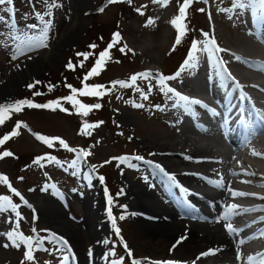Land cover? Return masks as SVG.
<instances>
[{"label":"rangeland","instance_id":"obj_1","mask_svg":"<svg viewBox=\"0 0 264 264\" xmlns=\"http://www.w3.org/2000/svg\"><path fill=\"white\" fill-rule=\"evenodd\" d=\"M56 2L61 7L53 8L51 16L47 15L48 9L44 0H13L11 6H0V18H2L0 19V104H12L25 99L41 105L60 101V107H25L18 113L12 112L9 114L10 118L0 125L1 139L15 129L17 122H22V126L17 129L19 134L0 145V154L4 151L13 153L11 157L0 159V175L7 176L11 185L32 207L29 208L15 197L6 185L0 184V195L11 196L13 202L18 205L17 211L23 217L18 221V230L21 233L35 239L46 235L42 230L53 231L61 237L64 236L71 251H66L63 246H60V250H56L51 243L44 241V246L48 244L47 249L44 250L41 246L34 252L35 261H24L23 245L19 249L11 246L3 247L4 244L9 243L5 233L17 227V217L15 213L9 211L0 213V264H21L22 261L24 264H94L97 261L98 264H113V261L132 264L134 259L141 261V264L165 260L178 261L177 264L217 263L214 255L206 257L199 252L197 259L192 263L187 261L192 259V255L178 259L175 254L178 252L182 255L184 248L188 247V242L183 244L175 240L166 252L165 246L169 242H164L159 245L160 248H157L162 253L150 249L154 247L153 241L145 231L156 227L152 221L156 217L148 216L150 211L146 210L139 220L133 205L138 201L144 207L151 204L153 209L154 206L159 207L163 201H166L157 183L147 178L148 173L154 169L146 163L151 161V158L159 159L155 156L154 150L150 149L153 147V137H159L161 143H170L173 138L170 133H173L174 126L171 119L181 118V113L178 111L184 112L179 109V105H183V102L176 101L171 93L166 95L162 92L156 79L137 80L135 86L126 88L119 85L113 87V82H130L131 76L150 71H153L151 73L154 76L157 73L164 76L174 75L188 56L192 42L205 39L203 33H208L210 37L214 36L219 47L222 44L226 49L236 48L235 43L242 33L251 32L244 18L251 9L239 15L231 14L230 19V13L222 9L232 7V0H193L186 10L187 17L183 20L188 30L177 45L175 41L178 33L170 21L179 15V8L184 0H169L167 6H162L154 0H132L131 4L127 0L117 3H109V0H56ZM199 9L204 11L201 12ZM140 12H143V15ZM37 13L42 14L43 19ZM74 16L78 18L77 22L68 32L66 30ZM149 19L154 23L148 24ZM83 20L89 21V24L84 30H79V22ZM45 21L51 24L48 32V47L28 53L31 59H28L27 55H22L13 60L9 34L25 31L26 26L29 25H37L38 29H43ZM251 24L253 25V19ZM117 32L121 39L110 50V58L106 60L98 75L85 80L99 54L108 49L113 34ZM36 34L39 35V31ZM258 44L264 47V41L258 40ZM90 45H96L95 49L90 48ZM125 45L126 54L119 50ZM174 45L175 50H173ZM128 49L132 51H127ZM43 50L50 51L44 59L40 57V52ZM78 53H92V55L85 60L83 56H78ZM196 55L198 63L195 68L182 71L176 80L166 83L180 94L188 95L186 91H196L189 96L193 98L200 96L206 100L209 94L195 90L193 87L195 83L203 85L207 82L209 73L205 72L206 67L210 66L214 69L219 67L214 65L215 58L209 60L206 53L197 52ZM218 55L224 61L223 67L227 69L231 68V64L238 63L242 66V63L234 57L225 59L220 53ZM81 61H83L82 67ZM69 62L74 66V70L66 67ZM258 67L261 68L260 65L255 66L256 71L261 70ZM220 77L217 76L218 83H221V79L218 80ZM37 81L40 83H36ZM225 82L221 84L230 86L229 91L232 90V95L243 93L244 89L237 81L231 83L227 79ZM30 84H35V87L30 89L28 87ZM85 84L104 86L101 89L104 94L100 97L77 96V99L87 106L101 105L99 109L92 108L87 116L78 114L71 103L62 99L72 94L67 85L80 90ZM137 87L140 91H137ZM149 87L152 91L148 94V99H142L141 91L147 93ZM36 92L41 94L34 95ZM259 93L254 91L257 101L250 100L251 103L264 104V93ZM135 104H141L143 107L137 108ZM61 108L67 111H61ZM178 118L176 121L179 120ZM123 120L126 121L123 123ZM85 122L98 123L99 126L85 130L82 127ZM37 135L63 139L70 148L77 151H67L59 145L58 139L50 148L43 141L38 140ZM81 150L89 152L90 155L81 156L73 167L72 161L77 159V154ZM137 156L143 157V160L134 159ZM44 157L52 159H40L39 164L34 162L37 158ZM123 157H127L128 162L135 167H128L127 164L120 163L119 159H114ZM252 160L263 164V161L257 157H253ZM160 162L163 161L159 159L157 164H161ZM166 168L163 167L164 172L173 170ZM19 177H23V180L18 179ZM100 177H104V180L101 181ZM185 184H189L188 181ZM121 190L124 194L118 196ZM142 192L149 194L142 195ZM109 196L113 199L112 215L121 230L119 236L116 235L108 215ZM250 202L256 203L254 200ZM254 212L250 210L243 218L256 219L264 214V210L255 214ZM158 214H161L160 211ZM34 215L36 219H33ZM121 215L125 217L123 220L120 219ZM239 218L241 216L233 217L232 225H237L236 221ZM51 222H58L61 224V229H68L69 232L76 227L77 231H71L74 240L65 238V235L59 231L51 230ZM255 224H251L252 227L249 225L246 230L249 229L248 232L252 235L258 231L264 233V223ZM261 236L254 241L252 236L250 241L264 247V235ZM230 243L231 251L225 255V259L226 262L233 263L238 253L244 255L240 249L246 242L231 241ZM125 244L132 256L128 255ZM258 254V252L253 253L256 257ZM65 255L69 257L67 261L63 260ZM259 260L260 258L257 259L258 262Z\"/></svg>","mask_w":264,"mask_h":264},{"label":"bare ground","instance_id":"obj_2","mask_svg":"<svg viewBox=\"0 0 264 264\" xmlns=\"http://www.w3.org/2000/svg\"><path fill=\"white\" fill-rule=\"evenodd\" d=\"M246 18L250 20L258 19L252 10H249V14ZM77 19L78 18L75 16L72 18L68 26V30L66 31L69 32V30H71V28L74 26V23L77 22ZM88 22L89 21L86 20H83L81 23L79 22V26H80L79 30L82 29L84 30L85 27H87V25L89 24ZM259 38L264 40V25L257 34L250 33L248 31L242 33L241 37L238 38V42L235 43V46H237L236 48H232V49L228 48L229 49V50L227 49L228 51L220 53L222 57L225 59L227 57L229 58L234 57L236 59L237 57H239L237 61L242 63V66H239L240 64L238 63H236L235 65L231 64V68L230 67L229 69L226 68L227 72L223 71L221 67H219L218 69L211 68L210 66H208V68L206 67L205 72L209 73L207 75V78L205 77L207 79L206 80L207 84L205 83L203 85H200L195 83V86L193 88L195 90H201L202 93L209 94V97L206 98L205 101L207 103H205L204 100L199 96V98L195 99L201 102L198 105L201 106V105H209L213 103H220V100H222L223 98H227L228 96H231L232 90L231 92L229 91L230 86L227 87L226 85L221 84L222 82H225L227 79L231 83L232 82L236 83L237 81L239 86H241L244 89L243 93L239 92L237 97H240L245 102H249V100H252L253 102L255 97H257L256 94L254 95V91L255 93L256 92L258 93L260 92L261 94L264 93V74H262L264 72L256 71L255 68V66L260 65L261 69L264 71V47L258 44ZM221 48L226 49L225 45L222 44H221ZM46 52H47L46 50L40 52L41 54L40 57L42 59H44L50 53V51L47 53ZM214 65L216 66V63ZM227 65L226 67L229 66ZM201 70L200 72H202ZM228 73L231 74V77H229ZM217 76L219 77L221 76L220 78H218V80L221 79V83H218L216 81ZM210 78L213 79L209 80ZM194 92L196 91L190 90V91H186L188 95L187 94L186 95L181 94V95L191 98L189 94H193ZM198 92L200 91H197V93ZM255 101L257 100L255 99ZM259 105H261L260 106L261 111L259 113V116H255V118L257 119L260 117L259 119L261 122V131H260L261 136L255 139L253 143H250L249 141H248L249 143L247 141L246 142L234 141L232 143V147H233L232 150L221 144L212 145V141H211L212 138L210 136L191 132L190 129L184 126H180L178 130H174L173 128H175V125L177 123L180 124V119L178 117H174L175 119L174 118L171 119L172 122L174 123V126L172 127L173 133H170L173 138L169 141L170 142L169 144L164 142L161 143L160 142L161 139L159 137H153L152 135V137L154 138L152 139L153 147L150 149L154 150L155 156H158V158L163 161L162 163L160 162L163 165L161 166L162 168L167 167L173 169L170 171H166V173H169V175H174L176 177L175 183H173L168 179V177L164 174V172H161L159 169L154 167V165L157 164V162H159V159L151 158V161H149L151 163L148 162L146 163L147 166H151V169L152 167L154 169L152 170L151 173L147 175V178L149 179V181L154 180L159 185L160 189H162L163 194L166 198V201H163L161 203L162 205L159 203L160 204L159 207L153 205L154 206L153 209L151 204H149L148 207H144V205H142L138 201H136L133 205V208L135 209L134 211H136V215L138 216L139 220H141L140 218L142 214L144 215V212L146 210L150 211V215L148 216L156 217L155 220L152 219L156 227L150 228L145 231L148 234V236L152 238L153 241L152 245L154 246L153 248L150 247L152 251L162 253V251L158 250L157 248L159 247V245L163 244L164 242H169L168 245L165 246L164 251L166 252V250L172 247L171 243H173V241L175 240L176 241L178 240L183 244L185 242H188L189 244L187 248H184V253H182V255L178 252L175 255H177L176 257L178 259H184L183 257L192 255V259L187 260L189 263H192L194 259H197L196 257H198L197 255L198 252L205 253L208 252L209 249L217 250L216 254H214L217 263L214 264H220V263L238 264L240 262V259L237 258L234 259L233 263L226 262L225 255H227L231 251L230 242L231 241L236 242L237 238L235 237V234L233 235L228 234L226 228L224 227V222L222 221L221 218L226 208L230 205H237L235 211L236 212L238 211V214H244L250 212V210L252 211L254 210L256 213L264 210V199L260 198V197H264V186H262L264 185V104L263 102H261V104ZM210 112H212V106H210ZM176 118H178L179 120L176 121ZM224 119L226 125H230V123L232 122V120L229 119L228 117H225ZM125 121L126 120H123L122 122L124 123ZM192 129L194 128L192 127ZM246 143L248 145H245ZM159 151H164L165 153L162 152L159 153ZM253 152H255L256 155H253ZM208 154H211L207 158V160L209 161V168H210L209 170L210 177L208 178V183L212 187L213 191L205 195V197L203 198L195 197L193 198V200H191L192 196H188L185 192L184 197L188 196L187 199L184 201H180L182 199V194L184 192L183 189H181L183 188V186L181 185H184L186 181L194 178L192 177L194 175V173L192 172L195 171L194 168L203 167L204 163L206 162L203 161V156H206ZM188 157H190L191 159H188ZM253 157H257L258 159L263 161V164H260L259 161L252 160ZM172 158L176 160H170ZM233 173H235L237 177L236 179L230 177L231 175H234ZM245 177L252 178V180H247ZM232 192L248 193L254 195L234 196L232 195ZM144 194L148 195L149 193L142 192V195ZM139 196H141L140 193ZM247 199H249L250 201L254 200L256 202L255 205H252L250 201L249 202L247 201ZM194 201H199V205L194 206L195 204ZM169 205H171V209L173 210L172 212L168 211ZM159 211L161 214H158ZM262 218H264V214L261 215L260 218L256 217V219L253 221L252 224L255 223L259 224L260 222L264 223V219ZM176 219H178L179 221L177 222ZM247 223L248 222L244 223L240 227L241 228L240 230H242L243 233H245L246 228L249 226V225L247 226ZM50 229L55 230L57 232L59 231V233L61 232L63 235H65V238L67 237L70 240H74L71 231L72 232L75 231L76 227H73L72 230L69 232L68 229L67 230L61 229V224H59L58 222L56 223L51 222ZM203 247L204 249H201ZM256 247L257 245L248 248L245 251V254L248 257L251 256L252 251L255 250ZM177 263L179 262L177 261ZM94 264H98V261L95 262Z\"/></svg>","mask_w":264,"mask_h":264},{"label":"snow or ice","instance_id":"obj_3","mask_svg":"<svg viewBox=\"0 0 264 264\" xmlns=\"http://www.w3.org/2000/svg\"><path fill=\"white\" fill-rule=\"evenodd\" d=\"M44 2H45L47 9H48L47 15H49V16L52 15L51 10L53 8L61 7V5L56 2V0H51V2H49V0H44ZM117 2H124V0H109V3H117ZM127 2L129 4H131L132 0H127ZM154 2L159 3L162 6H167V3L169 2V0H154ZM192 2H193V0H184V3L179 8V15L170 21V23L176 28L177 33H178L177 39L175 41V44H177V45L181 42V38L186 34V32L188 30L187 25L183 23V20L186 19V17H187V11L186 10L189 8V6L192 4ZM3 5L11 6V5H13V0H0V6H3ZM249 9H251L253 11V13L256 15V17L258 18L259 21L264 22V0H232V7L227 8V9H222V11H224L226 13H230L229 18L231 19L232 18L231 14L239 15L243 11L249 10ZM100 11H103V9H100ZM137 11H140V10L137 9ZM199 11L203 12L204 9H199ZM140 14L143 15V12H140ZM37 15L40 16L41 19H43L42 14L37 13ZM0 19H2V18H0ZM152 23H154V21L149 19L148 24H152ZM50 27H51L50 22L45 21V26L43 29H38L37 25H29V26H26L25 31L16 32L14 34L10 33L9 39L12 42L10 46L13 48L11 58L13 60H16L22 55H27V58L31 59L32 57L30 55H28V53L38 51L41 48L48 47V39H49L48 32H49ZM37 31H39V35L36 34ZM203 36L205 38L204 40L199 41V42L198 41L192 42L188 56L186 57L184 63L181 65V68L174 75L164 76L162 74L157 73L154 76L150 72L138 73V74H135V75L130 77V82H128V81L113 82V87H115L116 85H119L122 88H126V87H130V86H135L137 83V80L156 79L158 81L160 90L162 92H164L166 95L171 93L172 97H175L176 101L183 102V105H184L186 110L188 108H190L192 105L200 104L201 102L199 100L190 99L187 96L181 95L173 87H169L166 82L176 80L180 76L181 72L186 70V69L195 68L197 66V63H198V57L196 55L197 52L206 53L209 60H212L213 58H215L216 65L218 67H221L223 71L227 72V69L223 67L224 61L220 58V56L218 54L221 52H226L228 50L219 47L214 36L210 37L208 33H203ZM120 39H121V37H120V34L118 32L113 34V40L111 43H109L108 49H106L105 51H103L99 54L95 65L89 71V73L85 77V80H87L91 76H95V75L99 74V72L102 70V67L105 64L106 60L110 58V50L115 46L116 43H118L120 41ZM5 44L7 46V41H5ZM201 45H202V47H201ZM89 47L92 49H95L96 45H90ZM126 48H127V46L125 45V46L121 47L119 50L121 53H125ZM173 50H175V45L173 47ZM127 51H132V50L128 49ZM77 55L83 56L84 59L86 60L89 57V55H92V53H78ZM237 59H239V57H237ZM117 62H119V61H117ZM80 66L81 67L83 66V61H81ZM66 67L74 70V66L72 65L71 62H69V64H67ZM228 75H229V77H231L230 73H228ZM36 83H40V82L37 81ZM28 87L31 89L32 87H35V84H30ZM67 87H69L71 89L72 94L65 97V98H62V99L71 103L73 105V107H75L77 109L78 114H81L83 116H87L88 113L92 110V108L99 109L101 107L100 104L87 106V105L81 103L80 100L77 99V96L100 97L104 94V92L101 91V89L104 88L103 85L89 86V85L85 84V86L80 90H77L76 88L72 87L71 85H67ZM137 91H140L139 87H137ZM151 91H152L151 87L148 88L147 93L141 91V98L147 100L148 94ZM40 94L41 93H39V92L34 93V95H40ZM172 97H170V99ZM134 106L137 108L143 107V105H141V104H135ZM25 107H27V108L60 107V101L59 100L53 101V102H49L47 104L41 105V104H36V103L31 102L30 100L25 99V100L16 101L12 104H0V125H2L6 119L10 118V115H9L10 113H12V112L18 113V112L22 111V109H24ZM157 107H159V106H157ZM61 111H67V109L61 108ZM99 123H102V122H99ZM21 126H22V122H17L15 129L10 134H6L2 139H0V145H3L11 137L17 136L19 134L17 129H19ZM23 126L26 127V125H23ZM98 126H99L98 123L97 124H90L87 122L83 123V125H82L83 129H85V130L95 128ZM36 138L40 141H43L50 148L54 146L55 141L58 139V138H46L42 135H37ZM58 143L60 146H62L64 149H66L69 152H76L77 151L76 149L70 148L63 139H58ZM88 155H90L89 152H84L81 150L77 154V159L72 161V166L75 167V165L77 164V162L79 161L81 156L86 157ZM253 155H256V153L253 152ZM11 156H13V153H11L10 151H4L2 154H0V159H2L3 157H11ZM40 159L51 160L52 158L51 157L37 158L34 162L39 164ZM114 159H119L120 163L127 164L128 167H135V165L128 162L127 157L114 158ZM134 159L143 160V157L137 156V157H134ZM188 159H191V158L188 157ZM105 163H110V161H105ZM148 163H151V162H148ZM154 167L159 169L161 172H164V169L161 167V165L155 164ZM164 174L168 177V179L170 181L175 183L176 177L174 175H169L166 172H164ZM233 174L235 175V173H233ZM18 179L23 180V177H19ZM100 180L103 181L104 177H100ZM0 184L6 185L7 188L9 189V191L15 197H18L19 200L22 201L29 208L32 207L28 203V201L24 198V196L16 188H14L11 185L7 176L0 175ZM262 186H264V185H262ZM122 194H123V190H121V192L118 193L117 195L119 196ZM57 195H59L58 192H57ZM232 195L243 196V195H254V194L232 192ZM260 198L264 199V197H260ZM108 204H109L108 215L112 220V227H113L116 235L119 236L121 230L119 227H117L116 219L112 215V207L111 206L113 205V199L111 196L108 197ZM121 207H126V206H121ZM17 208H18V205L13 202V199L11 196L0 195V213H6V212L11 211V212L15 213V215L17 217V227L15 229H13V231L5 233V236L7 237L9 243L4 244L3 247L8 248L9 246H11V247L19 249L23 245L25 248L24 261H28V262L35 261L36 258L34 256V252L36 250H38L43 245L45 240H49V242L53 245V247L56 250H60V246H63L66 251H68V252L71 251V249L68 247L67 240H65L63 237L59 236L58 234L51 232L50 230H47V229L42 230L46 233V235L44 237H37L35 239L32 236H25L23 233H21L18 230L19 229L18 221L20 219H23V217L20 216V213L17 211ZM236 208H237V205L228 206L226 208L222 218H221L222 221L224 222V227L226 228L229 235L236 234L239 231L238 229H235L231 223V218L235 214ZM33 212H35L34 209H33ZM124 218L125 217L123 215L120 216L121 220H123ZM33 219H36L35 215H34ZM262 219H264V218H262ZM33 232H35V229H33ZM262 235H264V233H262ZM121 240H122V238H121ZM178 243H179V241H178ZM124 247L128 251V255L132 256V253L130 250L127 249L126 244L124 245ZM216 251L217 250H215V249H209L208 252L202 253L201 255L202 256L214 255V254H216ZM237 256L239 258L240 253H238ZM258 256L260 257L259 264H264V253H259ZM68 259H69V257L67 255L63 256L64 261H67ZM256 260H257V257H255V256L247 257L248 264H253V262ZM24 261H22L21 264H24ZM113 264H121V262L113 261ZM132 264H141V261L134 259L132 261ZM149 264H177V262H174V261L151 262L150 261Z\"/></svg>","mask_w":264,"mask_h":264},{"label":"trees","instance_id":"obj_4","mask_svg":"<svg viewBox=\"0 0 264 264\" xmlns=\"http://www.w3.org/2000/svg\"><path fill=\"white\" fill-rule=\"evenodd\" d=\"M2 139V138H1Z\"/></svg>","mask_w":264,"mask_h":264}]
</instances>
